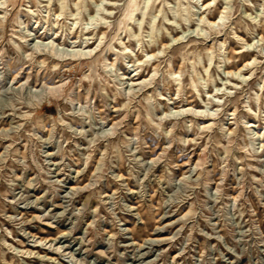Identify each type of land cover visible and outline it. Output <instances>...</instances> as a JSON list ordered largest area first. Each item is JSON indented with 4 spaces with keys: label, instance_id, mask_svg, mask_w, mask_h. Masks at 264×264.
Instances as JSON below:
<instances>
[{
    "label": "rangeland",
    "instance_id": "rangeland-1",
    "mask_svg": "<svg viewBox=\"0 0 264 264\" xmlns=\"http://www.w3.org/2000/svg\"><path fill=\"white\" fill-rule=\"evenodd\" d=\"M129 1L0 7V264H264V0Z\"/></svg>",
    "mask_w": 264,
    "mask_h": 264
},
{
    "label": "bare ground",
    "instance_id": "bare-ground-1",
    "mask_svg": "<svg viewBox=\"0 0 264 264\" xmlns=\"http://www.w3.org/2000/svg\"><path fill=\"white\" fill-rule=\"evenodd\" d=\"M43 1H48V4H50L51 3V1L52 0H43ZM132 1H134V0H130L129 1V3H128V5H127V7H126V11H127V14L125 15V17L127 18V16H129L131 13H130V8H131V5H132ZM41 2V1H40ZM179 2V1H178ZM213 2V0H203V3H202V5H203V7H205L206 9L207 8H209L210 6H211V4H213L212 3ZM0 3L2 4V6H0L1 8H7L8 7V0H1L0 1ZM148 3H149V1H147V3H146V6H145V8H147L148 7ZM215 3V2H214ZM134 4V3H133ZM6 5H7V7H6ZM59 5H60V11L59 12H57V13H55V16L57 17V19H63V16H65L64 14H65V11H64V9H65V7H66V5L64 4V0H59ZM75 5H77L78 6V2H76L75 1ZM144 8V7H143ZM177 8V7H176ZM29 10H31V9H29ZM205 10V9H204ZM79 11V10H78ZM77 11V12H78ZM107 12V11H106ZM109 12V11H108ZM160 12H163L162 11V9L160 10ZM175 12H177V11H175ZM79 13V12H78ZM78 13H77V15H78ZM227 13H228V7H227V5L220 11V17H219V20H212L209 16H206V17H200V20H201V22L199 21V23H207L209 26H211V27H214L216 24H220L223 20H224V18L226 17V15H227ZM109 14V13H108ZM143 14H145V11H143ZM70 15H72L73 17L75 16V19L77 20L78 18H77V15L75 14V13H70ZM156 15V14H155ZM180 15V14H179ZM98 17H100V16H98ZM102 18V17H101ZM130 18H132V17H130ZM186 19V18H185ZM154 21V20H153ZM58 22V21H57ZM77 22V21H76ZM78 23V22H77ZM202 23V24H203ZM152 24H154V23H152ZM170 24V23H169ZM75 25V24H74ZM121 25V24H120ZM73 26V25H72ZM76 27V26H75ZM72 29V28H71ZM76 29V28H75ZM95 30V29H94ZM71 31V30H70ZM75 31H77V30H75ZM74 31V32H75ZM85 30H83V28L79 31L80 33H82L84 36L85 35H87V33L86 32H84ZM88 31V30H87ZM42 32V31H41ZM121 32V31H120ZM45 33V31L42 33V35ZM134 33H135V31H134ZM48 33H46V35H47ZM53 34V33H52ZM55 34V33H54ZM82 34L81 35H77V38H74V37H72V38H74L73 40H71V43L72 44H74V43H77V42H80V41H78V39L80 38V37H83L82 38V42L83 43H88V40H89V38L90 37H88V39H87V37H84V36H82ZM96 34V33H95ZM236 35V37L237 38H239V39H241L242 41L244 40V38H242L240 35H238V34H235ZM57 37V36H56ZM94 38V37H93ZM101 38V37H100ZM68 39V38H67ZM182 39V37H176L175 38V40L177 41V40H181ZM261 39H264V37L262 36L261 37ZM101 40V39H100ZM99 40V41H100ZM174 40V39H173ZM183 40V39H182ZM66 42V41H65ZM139 42V41H138ZM264 42V41H263ZM81 43V42H80ZM93 43H95V42H93ZM171 44V43H170ZM248 46H251L252 45V43H246ZM125 45V44H124ZM162 45H163V48H158V52H161L162 54L165 52V50H166V48H167V45L162 41ZM89 46V45H88ZM98 46H99V44H98ZM127 48H128V46L127 45H125V50H127ZM168 49V48H167ZM89 50V49H88ZM245 50V49H244ZM253 50V49H252ZM53 51V50H52ZM51 51V52H52ZM93 50L92 49H90V52H92ZM156 50H154V49H152L150 52H148V56L149 55H152V57L153 56H155V54H156V52H155ZM128 52V51H127ZM96 53V52H95ZM147 53V52H146ZM56 54V53H55ZM77 54V53H76ZM88 54H90V53H88ZM97 54V53H96ZM128 54V53H127ZM130 54V53H129ZM251 55V53H246V54H244V56H250ZM136 56V55H135ZM54 57V56H53ZM245 57V58H246ZM118 59V58H117ZM212 58L210 57V60H211ZM225 59V58H224ZM59 60V59H58ZM257 60V57L256 56H253V58H252V60H251V57L249 58V59H247L246 60V62H245V64L241 67V68H239V70L238 71H232V70H230V71H227V74H229V75H231V76H233L234 78H236V79H240V77L241 76H243L242 74V71H243V69H246L249 65L250 66H253L254 64V62ZM135 63L134 64H136L137 63V65H139L138 67H135L136 69H134V71L135 70H138L143 64H144V62L146 61V59H143L142 57L140 58V57H137L135 60ZM227 61V60H226ZM211 64V63H210ZM253 64V65H252ZM115 66V65H114ZM248 69V68H247ZM208 70V69H207ZM133 71V70H132ZM209 71V70H208ZM178 73H180V71L179 72H176V71H172V74L173 75H177ZM209 73V72H208ZM134 74V73H133ZM136 75H140V73H135V77H136ZM140 78H141V75L140 76H138V77H136V78H134V76L133 77H131V79L132 80H140ZM242 78V77H241ZM243 78L245 79L246 78V76L244 75L243 76ZM146 80V79H145ZM195 80V79H194ZM227 81V80H226ZM234 85L236 84V83H233ZM51 88H53V87H51ZM179 88V87H178ZM221 88L220 87H217V92H216V94H215V96H218V97H220V98H222L219 94H220V92H218L219 90H220ZM208 94L209 95H211L210 94V91H208ZM222 95H225V92L224 93H221ZM202 101L203 102H205L206 104H209V102H206V100L205 99H202ZM183 107V106H182ZM181 111H184V108L183 109H181V110H179V112H181ZM196 111H198V110H196ZM185 112V111H184ZM204 112V110L203 109H200V113L199 114H195V117H197L198 119H208L209 121H211L213 118L212 117H205L202 113ZM211 124H210V122H207L206 124H204L203 125V127L204 128H207V127H209ZM247 126V125H246ZM250 126H253V125H250ZM230 129V128H229ZM36 235V234H35ZM34 235V236H35ZM4 241H6L5 239H3ZM43 240H46V238H44V237H40V241H43ZM158 240V239H157ZM39 245H36V247H38ZM18 252H20V253H22L23 255L24 254H29V255H31L33 252H34V249H32V248H22L21 250H17ZM38 252V251H37ZM36 252V253H37ZM48 253V252H47ZM38 254H39V252H38ZM45 255H48V254H45ZM49 258H52V257H49Z\"/></svg>",
    "mask_w": 264,
    "mask_h": 264
}]
</instances>
